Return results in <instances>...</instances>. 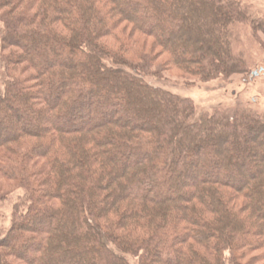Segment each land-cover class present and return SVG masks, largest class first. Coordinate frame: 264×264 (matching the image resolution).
<instances>
[{
	"label": "trees",
	"instance_id": "trees-1",
	"mask_svg": "<svg viewBox=\"0 0 264 264\" xmlns=\"http://www.w3.org/2000/svg\"><path fill=\"white\" fill-rule=\"evenodd\" d=\"M2 11L0 174L24 197L0 247L27 264H241L258 251L264 262L262 117L218 110L195 122L190 99L149 82L163 71L157 54L202 81L246 73L241 2L0 0Z\"/></svg>",
	"mask_w": 264,
	"mask_h": 264
},
{
	"label": "rangeland",
	"instance_id": "rangeland-1",
	"mask_svg": "<svg viewBox=\"0 0 264 264\" xmlns=\"http://www.w3.org/2000/svg\"><path fill=\"white\" fill-rule=\"evenodd\" d=\"M241 2V5L244 7L246 15L250 18L249 22H243L237 25L235 28L236 34V49L238 52H242L246 58L247 62V71L244 74L232 75L230 77H219L210 81H202L199 77H192L182 72L180 69L169 68L166 64L168 55H158L157 54V66L163 65V71L160 73V78H150L149 82L156 87H160L164 90L172 92L182 98L190 99L194 106L196 116L194 121L201 122L214 114L215 111H223L227 115H234L236 112H256L259 114L264 122V0H237ZM6 10L8 8H5ZM5 11V10H4ZM0 12V17L2 16ZM254 21L255 24L261 27L256 34L253 32V27L251 21ZM120 37L127 41L130 39L128 36L132 33V27H127L126 24L119 26ZM2 30V23L0 21V34ZM256 37V38H255ZM144 39V38H143ZM108 43L114 45L113 40L106 39ZM133 41V40H132ZM9 45V44H6ZM152 48V49H149ZM145 51L148 52V55H154V52L160 51L156 48L154 49L153 41L150 40L148 43V48L144 47ZM13 48L8 47L4 52H10ZM15 49V48H14ZM1 38H0V94L4 93L5 89V79H6V70L5 66L2 63V51H1ZM150 53V54H149ZM187 55V53H185ZM191 55V56H190ZM203 55V54H202ZM193 59H197L196 56L189 54ZM204 56V55H203ZM224 55L220 52V60H222ZM194 62V61H193ZM54 63V62H53ZM25 67L27 64H23ZM154 66V67H157ZM168 66V67H167ZM263 69V72L260 70ZM254 73H259V75L254 76ZM30 87V86H29ZM108 88V87H107ZM120 88H115L110 86L107 90L112 95H117ZM121 92V91H119ZM13 101L22 104V101L14 98ZM144 108L150 107L149 103L143 104L142 101L139 102ZM6 112H10L7 108H3ZM33 112L28 109L27 115L32 114ZM145 117L151 116L149 113H144ZM17 119V118H16ZM18 120H14L16 125H19ZM20 127V125H19ZM18 127V128H19ZM243 128V127H240ZM211 136L214 135L217 137V132L211 131ZM220 136V135H219ZM225 136L228 139H234L231 134L225 133ZM261 138L264 139V133L261 135ZM247 140L242 141L238 140L242 145L246 144ZM249 144V143H248ZM2 148V147H1ZM264 146H261L260 149H263ZM233 148L225 150L226 155L224 159L230 160L234 152ZM224 151V150H223ZM231 156V158H230ZM255 161L256 158L253 156L250 159ZM233 160H230L232 164ZM258 164L261 169H264V160H260L258 157ZM45 162L40 159L38 166H43ZM138 169H134L130 172V175L137 173ZM24 197V190L19 186V182L13 180H7L0 174V241L5 239V236L9 232L13 223V213L15 204ZM35 230L29 229L30 235H37L34 233ZM16 234H21L16 232ZM35 237V236H33ZM36 238H39L36 236ZM15 242V240H12ZM85 241L82 238H78L75 242L69 241L66 245L70 248L72 246H78ZM7 244V243H4ZM14 244V243H13ZM30 252H35V248L28 249ZM0 251L6 252L10 264H27L19 255L14 253L8 246L0 247ZM262 254L261 252H254L250 254L241 264H249L248 260L254 258V264H264L260 259L257 260V256ZM19 256V257H18ZM129 262L131 264H137V260L130 258Z\"/></svg>",
	"mask_w": 264,
	"mask_h": 264
},
{
	"label": "bare ground",
	"instance_id": "bare-ground-1",
	"mask_svg": "<svg viewBox=\"0 0 264 264\" xmlns=\"http://www.w3.org/2000/svg\"><path fill=\"white\" fill-rule=\"evenodd\" d=\"M200 153H201V151L199 150V151H197L196 153H195V155L193 156V161L195 162V164H197V160H198V157H200ZM199 163V162H198Z\"/></svg>",
	"mask_w": 264,
	"mask_h": 264
},
{
	"label": "flooded vegetation",
	"instance_id": "flooded-vegetation-1",
	"mask_svg": "<svg viewBox=\"0 0 264 264\" xmlns=\"http://www.w3.org/2000/svg\"><path fill=\"white\" fill-rule=\"evenodd\" d=\"M260 72H263V69H261ZM258 75H259V73H258Z\"/></svg>",
	"mask_w": 264,
	"mask_h": 264
},
{
	"label": "water",
	"instance_id": "water-1",
	"mask_svg": "<svg viewBox=\"0 0 264 264\" xmlns=\"http://www.w3.org/2000/svg\"><path fill=\"white\" fill-rule=\"evenodd\" d=\"M258 75V73H254V76Z\"/></svg>",
	"mask_w": 264,
	"mask_h": 264
}]
</instances>
